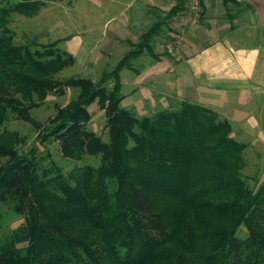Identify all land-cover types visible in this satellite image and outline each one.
<instances>
[{
  "label": "trees",
  "instance_id": "1",
  "mask_svg": "<svg viewBox=\"0 0 264 264\" xmlns=\"http://www.w3.org/2000/svg\"><path fill=\"white\" fill-rule=\"evenodd\" d=\"M42 5L0 0V129L12 114L35 126L40 144L56 141L65 159L100 162L63 172L42 165L35 147L19 153L18 134L0 131V206L21 217L0 237V264H264V180L248 186L247 145L228 121L186 99L142 117L120 106V72L156 56L165 19L97 81L59 80L74 57L59 41L17 44L10 27L14 14L33 17ZM68 88L76 96L46 123L31 118L48 94ZM94 102L108 141L87 129Z\"/></svg>",
  "mask_w": 264,
  "mask_h": 264
},
{
  "label": "crops",
  "instance_id": "2",
  "mask_svg": "<svg viewBox=\"0 0 264 264\" xmlns=\"http://www.w3.org/2000/svg\"><path fill=\"white\" fill-rule=\"evenodd\" d=\"M89 1L90 5L74 3L70 33L55 39L58 48L74 57L72 66L87 70L109 57L120 59L165 19L153 46L156 56L138 58L143 72L139 81L129 79L134 87L128 98L135 101L136 94L143 93L136 88L153 74L160 92L171 95L168 76L181 75L185 84L181 80L180 90L186 99L228 121L231 136L247 145L245 158L249 151L264 152V0H237L238 5L202 0L198 24L186 23V0ZM172 37L180 40L177 54L162 56L157 39Z\"/></svg>",
  "mask_w": 264,
  "mask_h": 264
},
{
  "label": "rangeland",
  "instance_id": "3",
  "mask_svg": "<svg viewBox=\"0 0 264 264\" xmlns=\"http://www.w3.org/2000/svg\"><path fill=\"white\" fill-rule=\"evenodd\" d=\"M42 1L43 5L39 8V11L35 16L25 17L17 14L12 16L10 27L15 32V42L17 44H23L30 40L35 41L38 44H47L55 41V39L61 36L68 35L70 33L69 29H71L70 27L73 26L72 24L75 21L74 3H87L90 5L89 0ZM230 7L233 9V6L230 5ZM157 41L162 44V56L167 55L173 58L175 57L174 55L177 54L180 47V40L178 38L172 37L163 41L157 39ZM175 41H179V43H176ZM167 43H172L171 50L165 49V45ZM118 59L119 57L116 56L109 57L105 64L103 63L101 66L97 65L96 68L94 66L89 67L87 70L79 69L76 66H70L59 72L56 75V78L64 80L69 77H85L91 79L92 81H97L100 74L103 71L111 70ZM145 59L152 60L148 55L145 56ZM139 63L138 59H136L132 65L134 66L132 70L128 71V69H124L120 72L122 83L121 94L124 96L120 104L122 108L132 111L137 117L150 116L155 111L160 110V108H168L170 105L177 106L181 100L186 99L184 91L180 90V83L182 80L181 75L180 77H178L179 75L177 77L168 76L171 82L169 83L167 89L171 91V95L168 92L163 91L168 94L164 95V93L160 92L161 89H158L156 84H154L155 74H153L143 80L144 83L142 82L141 87L136 88L138 91H143V93H137V99L135 101L130 100L126 94L130 90L131 86L134 87V85L129 86V79L139 81V75L143 72L140 70L141 65ZM184 80L185 79L182 80V84H185L183 83ZM76 94L77 89L72 88L66 89L65 94L63 95H58L56 93L48 94L45 102L41 106L31 110V118L38 124L42 125L46 123L48 118L55 114L56 106L66 105L76 96ZM88 111L91 113V119L87 124V129L100 136L103 141H108L109 136L105 127V111L101 110L96 102L88 107ZM1 130L16 132L18 134L19 141L17 142L15 148L19 153H25L29 149L35 147L37 157H41L43 159L42 165L44 166H49L51 162H53L54 165L60 167L63 172H68L84 165L97 166L100 162L99 156L89 155H85L79 160L65 159L62 157L59 144L56 141L50 140L45 144H40L37 140L38 131L35 126L29 122L15 118L12 114L9 115L0 131ZM245 159L247 168L243 169V174L246 178L248 186L252 188L255 183L257 184L258 182L264 180V152L259 153L249 151L246 153ZM3 161L4 159H0V163ZM20 222L21 217L15 214L11 208L7 205L0 206V237L9 233ZM238 236H245L243 229L238 231Z\"/></svg>",
  "mask_w": 264,
  "mask_h": 264
},
{
  "label": "built area",
  "instance_id": "4",
  "mask_svg": "<svg viewBox=\"0 0 264 264\" xmlns=\"http://www.w3.org/2000/svg\"><path fill=\"white\" fill-rule=\"evenodd\" d=\"M202 0H186L187 11H186V23L198 24L201 20V8ZM179 43V41H175ZM172 43H167L165 49L171 50Z\"/></svg>",
  "mask_w": 264,
  "mask_h": 264
}]
</instances>
